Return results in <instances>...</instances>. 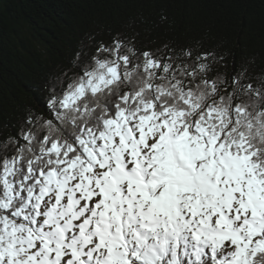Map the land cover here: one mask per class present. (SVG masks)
<instances>
[{
  "label": "snow or ice",
  "instance_id": "1",
  "mask_svg": "<svg viewBox=\"0 0 264 264\" xmlns=\"http://www.w3.org/2000/svg\"><path fill=\"white\" fill-rule=\"evenodd\" d=\"M139 37L82 46L0 139V264H264V70Z\"/></svg>",
  "mask_w": 264,
  "mask_h": 264
},
{
  "label": "trees",
  "instance_id": "2",
  "mask_svg": "<svg viewBox=\"0 0 264 264\" xmlns=\"http://www.w3.org/2000/svg\"><path fill=\"white\" fill-rule=\"evenodd\" d=\"M161 14L167 23H159ZM134 31L143 46L217 48L229 57L227 74L246 64L252 76L264 70L259 0H0V139L15 133L28 109L46 115L50 74L79 75L71 61L82 46L90 60L100 42Z\"/></svg>",
  "mask_w": 264,
  "mask_h": 264
}]
</instances>
